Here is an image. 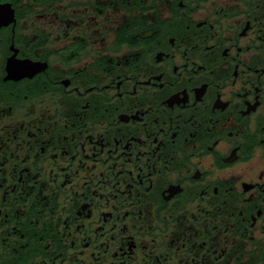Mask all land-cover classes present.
Returning <instances> with one entry per match:
<instances>
[{
    "label": "flooded vegetation",
    "instance_id": "flooded-vegetation-1",
    "mask_svg": "<svg viewBox=\"0 0 264 264\" xmlns=\"http://www.w3.org/2000/svg\"><path fill=\"white\" fill-rule=\"evenodd\" d=\"M0 264H264V0H0Z\"/></svg>",
    "mask_w": 264,
    "mask_h": 264
}]
</instances>
